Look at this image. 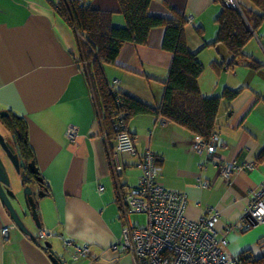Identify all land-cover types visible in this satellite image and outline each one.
<instances>
[{"label": "crops", "instance_id": "obj_1", "mask_svg": "<svg viewBox=\"0 0 264 264\" xmlns=\"http://www.w3.org/2000/svg\"><path fill=\"white\" fill-rule=\"evenodd\" d=\"M57 1L0 0V110L25 124L26 141L33 152L31 169L47 190L37 199L40 228L28 216L23 219L36 240L14 226L0 200V264H52L42 247L45 242L66 264H135L131 253L112 247L122 243L126 222L136 225L130 215L125 218L118 194L138 184L139 163L147 151L156 156L160 167L157 183L185 196L188 220L198 221L214 211L219 215L218 235L236 226L225 238L227 244L229 236L235 239L241 252L237 254L233 247L227 254L230 259L264 255V223L246 230L240 224L264 186V162L255 159L264 147V22L244 48L259 67L252 69L240 62L228 71L230 53L222 44L211 46L217 35L215 19L223 6L220 1L150 0L149 15L171 19L178 13L187 19V48L203 66L198 79L201 95L219 96L225 88L241 91L220 108L216 135L221 145L215 153L194 151L196 139L187 131L144 114L128 122L135 154L115 155V140L106 144L93 93L77 62L75 33L58 17ZM88 1L95 9L113 13L114 26H125L116 0ZM163 34V28H153L146 45L124 44L116 64L103 68L110 88L153 108L160 104L171 62V54L161 48ZM213 62L223 64L219 73L211 68ZM70 127L76 130L74 141L66 135ZM110 149L113 166L117 161L121 167L116 179L107 156ZM222 160L253 163L254 167L234 171L226 179L216 166ZM33 187L37 189L36 183ZM7 226L13 228L4 239L1 230ZM40 230L51 236L39 238ZM64 242L88 245L90 253L73 260Z\"/></svg>", "mask_w": 264, "mask_h": 264}, {"label": "trees", "instance_id": "obj_2", "mask_svg": "<svg viewBox=\"0 0 264 264\" xmlns=\"http://www.w3.org/2000/svg\"><path fill=\"white\" fill-rule=\"evenodd\" d=\"M236 1L237 8L222 3V9L215 19L218 27L216 39L211 46L222 44L230 53L231 59L226 65L228 71H233L240 62L257 69L259 65L251 61L244 53V48L264 22V0H244L245 3ZM116 2L125 22L123 27L113 25V13L93 8L88 0H58L54 5L58 17L75 33L79 49L77 62L93 93L106 144L115 140L117 132L122 129L131 134L128 122L144 114L153 115L159 122L167 121L187 131L195 139L209 142L212 135L216 134V119L221 106L233 101L241 90L225 88L219 96L201 95L198 79L203 66L187 48L184 37L187 19L183 15L175 13L171 19L151 16L148 13L150 0ZM153 28H163L161 48L171 54L162 99L155 108L110 88L103 73L104 66L116 64L124 44L146 45ZM210 66L218 73L224 67L222 63L214 62ZM3 122L8 134L15 139L22 157L30 161L33 152L27 144L22 119L10 114ZM111 153L110 149L107 156L110 170L116 179L119 171L114 174ZM255 159L258 163L264 162V147ZM28 175L31 178L39 176L38 173H30V170ZM28 181L25 179L24 183ZM118 195L121 198L120 192ZM239 261L242 264H264V255Z\"/></svg>", "mask_w": 264, "mask_h": 264}, {"label": "built area", "instance_id": "obj_3", "mask_svg": "<svg viewBox=\"0 0 264 264\" xmlns=\"http://www.w3.org/2000/svg\"><path fill=\"white\" fill-rule=\"evenodd\" d=\"M82 1V0H78ZM226 6L237 8L235 0H218ZM67 138L74 141L76 130L70 127ZM221 143L216 134L209 142H202L196 138L193 149L196 152L215 153ZM115 155H134V138L126 130H120L115 136ZM116 160V159H115ZM115 172L120 171V165L114 162ZM220 174L228 179L234 171L253 168V163L238 165L234 161H217ZM139 167L141 174L138 184L126 190L121 200L124 205L125 218L131 214H143L146 223L143 227L126 222L123 226V241L112 249L131 253L135 264H239V259H230L225 251L226 235L236 228L226 227L221 235L216 231L218 213L209 211L202 215L198 221H190L184 215L186 198L184 195L163 189L157 183L160 167L156 156L147 151L142 157ZM207 185V182L204 183ZM102 188H99L101 191ZM264 223V186L254 196L250 206L241 217L240 224L245 229L254 224ZM13 226L2 228L1 235L8 237ZM51 234L40 230L39 238L47 239ZM71 248V258L76 260L86 257L90 253L88 245H76L64 242Z\"/></svg>", "mask_w": 264, "mask_h": 264}, {"label": "water", "instance_id": "obj_4", "mask_svg": "<svg viewBox=\"0 0 264 264\" xmlns=\"http://www.w3.org/2000/svg\"><path fill=\"white\" fill-rule=\"evenodd\" d=\"M9 115L8 111L0 110V119L8 118ZM8 140L9 138L0 134V152L2 153V156L0 155V200L14 226L22 234L28 236L32 240H36L34 235L25 226L23 219L30 216L36 227L40 228V221L37 213V199L42 198L47 190L42 186L43 181L39 176L31 179L36 183L37 189L31 187L28 183L24 184V180L27 179V173H25L26 169L30 170V173H37V171H32L31 169L34 162L32 160L26 161L22 157L17 144L13 146ZM5 161L10 163L15 171L22 177L24 187L21 198H19L10 187ZM256 225L257 224H254L253 226ZM42 247L48 250V256L52 264H66L64 259L51 249L50 243L45 242Z\"/></svg>", "mask_w": 264, "mask_h": 264}, {"label": "rangeland", "instance_id": "obj_5", "mask_svg": "<svg viewBox=\"0 0 264 264\" xmlns=\"http://www.w3.org/2000/svg\"><path fill=\"white\" fill-rule=\"evenodd\" d=\"M221 77H224V75H221ZM0 134L4 137H6L8 135V132L6 130V128L4 127V125L1 124L0 122ZM5 159V158H4ZM5 166H6V171L8 174V178L10 181V187L11 189L19 196V198L22 197L23 195V182H22V177L20 176V174H18L15 169L12 167V165L8 162L5 161ZM31 180V177H29ZM33 183L34 181H30V186L33 187ZM23 184V185H22ZM131 221L133 223H135L136 227H143L144 224V216L141 214H131ZM28 219L32 220L30 216H28ZM33 221V220H32ZM235 234L240 235L241 233L239 231H234ZM231 236H234V234H232ZM227 254L230 256V251H232L233 247L237 249V254H239L241 252L240 249V245L239 243L235 240L232 239L230 236L227 238ZM234 255V253H233ZM232 255V256H233Z\"/></svg>", "mask_w": 264, "mask_h": 264}, {"label": "flooded vegetation", "instance_id": "obj_6", "mask_svg": "<svg viewBox=\"0 0 264 264\" xmlns=\"http://www.w3.org/2000/svg\"><path fill=\"white\" fill-rule=\"evenodd\" d=\"M4 119H5V118H4ZM4 119H0V122H1L2 125H4V122H3ZM4 127H5V125H4ZM6 137L9 138L8 141H9L13 146H16L15 139L13 138L12 135H9V134H8ZM11 138H12V139H11ZM14 142H15V145H14ZM0 155L2 156V153H1V152H0ZM28 171H29V170L26 169V170H25V173H27V179H29V181H30V178H29V175H28ZM31 179H32V178H31Z\"/></svg>", "mask_w": 264, "mask_h": 264}]
</instances>
